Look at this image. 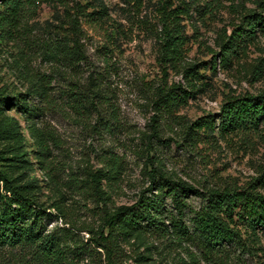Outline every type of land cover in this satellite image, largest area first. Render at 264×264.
Here are the masks:
<instances>
[{
	"label": "rangeland",
	"instance_id": "obj_1",
	"mask_svg": "<svg viewBox=\"0 0 264 264\" xmlns=\"http://www.w3.org/2000/svg\"><path fill=\"white\" fill-rule=\"evenodd\" d=\"M162 2L43 1L27 13L14 40L0 37V97L5 101L0 105V177L29 185L47 231L74 255L83 252L63 264H106L104 251L95 244L105 212L133 205L141 192L165 179L201 193L187 199L194 210L204 207L214 191L264 196V132L218 128L224 103L264 92V73L255 80L257 74L249 72L264 64V39L223 65L219 38L239 23L242 8L235 12L226 0H172L187 37L180 66L196 65L200 79L184 105L170 115L157 114L151 100L155 87L166 82L191 91L181 68L163 69L158 63ZM243 2L252 7L250 0ZM76 3L86 15L79 20L85 59L72 69L51 61L47 53L65 34L66 15H75ZM40 87L43 96L34 94ZM26 104L39 109L30 120L22 110ZM202 119L214 127L189 137L186 127ZM2 187L0 180V200ZM165 205L172 211L168 198ZM230 225L241 240L212 255L167 232L123 229L111 261L264 264V235H251L238 215ZM32 252L6 247L0 250V264H40L31 260Z\"/></svg>",
	"mask_w": 264,
	"mask_h": 264
},
{
	"label": "trees",
	"instance_id": "obj_2",
	"mask_svg": "<svg viewBox=\"0 0 264 264\" xmlns=\"http://www.w3.org/2000/svg\"><path fill=\"white\" fill-rule=\"evenodd\" d=\"M43 1L62 3L64 0H0V37L14 40L27 13ZM216 1L209 0V4ZM226 1L230 2V9L237 12L238 8H242L244 12L241 13L239 23L232 27L230 34L226 35L223 31L219 38V58L223 65L229 64L234 56L243 52L251 42L258 38L264 39V0H250L252 7L249 9L245 7L244 0ZM171 2L172 0H163L159 7L158 63L163 69L181 68L183 78L191 91H186L178 85H168L166 82L155 87L151 97L152 106L157 114L162 115H170L176 108L184 105L200 79L196 65L186 68L180 66L187 37L184 34V26L179 21V13L176 9H171ZM83 14V8L76 3L75 15L70 12L66 15L65 34L47 53L51 61L73 69L85 59L81 43L83 31L79 22ZM262 52L264 53V49ZM249 72L257 74L254 79L258 80L264 73V64L252 66ZM95 81L96 78H92V88ZM42 89L43 87H40L34 94L43 96ZM4 103V99L0 97V105ZM22 110L28 120L39 111L36 106L28 104L24 105ZM219 119L218 128L225 132H264V92L231 98L221 106ZM213 127V123L202 119L186 127L187 135L193 137L196 136L193 132L206 131ZM0 133L4 132L0 130ZM260 177L261 186L264 188V173ZM0 180L4 190L0 200V250L6 247L32 249L31 260L40 264H63L81 257L83 252L78 251L74 255L75 252L64 247L55 233L47 231V225L40 217L42 211L33 202L29 185H20L6 176L0 177ZM150 180L154 183V174L150 175ZM193 194L202 196L184 182L165 179L155 189L149 188L141 192L133 205L105 212L101 232L95 244L104 251L106 264H112L111 260L117 255L123 229L153 228L162 233L167 232L177 236L179 242L196 245L207 255L220 252L224 245L239 243V230L230 225L233 216H239L244 228L250 231L251 235L257 237L259 231L264 235V196L260 193L225 190L210 192L204 199V207L199 210L192 209L187 203V199ZM166 198L170 201L172 211L166 208ZM188 214H191V226L185 223ZM81 248L74 250H82Z\"/></svg>",
	"mask_w": 264,
	"mask_h": 264
}]
</instances>
